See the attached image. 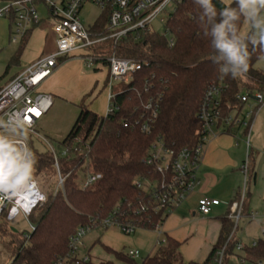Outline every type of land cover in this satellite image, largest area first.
<instances>
[{"label":"trees","instance_id":"1","mask_svg":"<svg viewBox=\"0 0 264 264\" xmlns=\"http://www.w3.org/2000/svg\"><path fill=\"white\" fill-rule=\"evenodd\" d=\"M213 3L218 11L228 4L223 0H213ZM200 11L194 0L181 2L167 24L175 41L172 47L168 38L156 33H149L140 42L129 39L117 46L109 45L117 56L146 61L147 65L130 82L114 85V104L118 109L112 115H98L86 105L80 106L72 129L61 143L65 150L61 157L57 156L59 170L54 152L39 153L33 148V142L29 143L37 161L33 178L44 188L49 187L50 178H56V183L46 192V202L30 214L29 222L34 226L31 232H13L12 224L2 214L0 224L7 225L8 230L0 227V234L11 240L12 264H71L72 260L68 259L71 237L81 227L101 228V220L116 210L120 222L131 224L136 230H155L167 216L163 212L156 214L151 192L135 184L147 177L153 180L160 177L143 162L152 145L161 139L179 150L198 143L201 130L198 113L210 85L227 86L222 96L226 113L227 104L245 108L238 100L239 95L255 91L264 94V72L255 68L264 52L257 48L252 54L244 77L221 78L217 65L209 58L212 55L210 40L203 37L198 24ZM101 19L99 29L106 22L104 16ZM243 23L242 20L240 31ZM32 30L22 38L4 76L19 64ZM159 96L162 99L158 103V115L151 124V131L143 133L141 125L145 119L142 116L146 119L151 116L145 107L150 99L156 100ZM85 172L101 175L87 190L79 184ZM59 173L64 183L62 189L56 190ZM221 224L218 241L203 263L185 262L179 253L182 243L167 236L165 243L159 244L157 253L148 255L141 264H210L232 231L233 224L227 217L222 218ZM249 251L264 260V240H259ZM114 254L125 264H136L128 254ZM89 264L96 263L90 261Z\"/></svg>","mask_w":264,"mask_h":264},{"label":"built area","instance_id":"2","mask_svg":"<svg viewBox=\"0 0 264 264\" xmlns=\"http://www.w3.org/2000/svg\"><path fill=\"white\" fill-rule=\"evenodd\" d=\"M184 0H5L0 4V18H8L14 24L12 42L18 43L33 28L39 26L44 18L40 16L38 7L44 5L47 11L46 20L51 22V29L56 35V49L53 53L38 59L33 65L23 71L8 85L0 90V119H7L13 115L16 119L26 120L29 134L36 135L46 142L43 134L36 130V125L52 109L51 95L39 92L42 84L54 73L59 64L69 58H77L89 70L108 71L107 88L109 89L108 109L106 117L112 115L118 107L114 104V85L128 83L132 77L147 65L146 61H136L119 57L111 51L109 46L132 39L135 42L144 40L149 33L158 34L153 23L159 22L164 27V34L169 45L174 46V39L168 29V21L178 6ZM88 5L97 6L106 19L104 27H100L102 16L90 27L86 28L81 22V12ZM160 35V34H159ZM227 86L210 85L202 98L198 120L201 124L198 143L194 147L174 149L163 140L158 139L151 147L143 162L159 174V179L144 178L135 184L138 188L150 191L156 214L163 212L168 216L182 205L196 191L201 184L199 170L203 162L204 148L207 143L222 133H229L233 129L250 130L253 116L264 106L263 92L255 91L251 94L238 96L245 105H253L250 109H240L238 104H227L224 111L222 96ZM159 96L150 99L145 110L150 112V118L142 116L143 133L151 131V124L159 112ZM30 109L38 110L36 115ZM27 117V118H26ZM249 150V134L246 137ZM29 148V142L26 141ZM56 167L59 170L57 155ZM244 184L237 199L222 201L218 199L202 198L198 202V211L203 216H209L214 207L225 205L228 209L226 217L232 222V231L225 243L216 252L210 264H264V260L256 258L249 249L257 246L258 241L244 245L238 233L240 222L249 218L256 220L257 213L247 216L244 206L247 198V184L249 179V157L242 166ZM100 174L82 173L79 178L80 187L87 190L97 180ZM64 178L58 174L56 190L62 189ZM47 194L39 186L38 181L32 180L19 191L0 192V218L5 214L10 224L29 216L34 209L45 203ZM247 216V217H246ZM30 223V222H29ZM102 229L118 228L122 233L133 234L136 228L131 224L119 221L117 210L99 223ZM31 230L34 226L30 223ZM95 226V225H94ZM94 226L81 227L71 237L68 259L71 264H89L90 256H79L86 235ZM162 224H157L155 230L161 233ZM264 234V229L262 230ZM165 240L158 244H164ZM135 259L140 256L138 250H131L128 254Z\"/></svg>","mask_w":264,"mask_h":264},{"label":"crops","instance_id":"3","mask_svg":"<svg viewBox=\"0 0 264 264\" xmlns=\"http://www.w3.org/2000/svg\"><path fill=\"white\" fill-rule=\"evenodd\" d=\"M4 1H0V4ZM13 32V22L8 18H0V79L5 75L8 65L17 52V44L22 40L13 43ZM53 36L56 38L51 29L50 21L45 19L39 26L35 27L29 36L27 45L30 40L35 38L37 53L33 58H28L23 51L19 64L11 68L9 73L0 81V88L8 85L41 57L53 53L56 49V39ZM83 67H85L83 62L77 58H69L61 62L54 73L39 88V92L52 96L53 107L56 104L57 106H81L83 104L81 103L82 99L88 93L92 94L96 89L91 97L92 99L98 91L104 88L107 95V112L109 98V89L107 88L108 71L104 69L89 72L84 70ZM84 105L88 107V104L84 103ZM251 106L253 105H246L244 109L248 110ZM88 108L94 112L90 107ZM106 112L102 115L105 116ZM49 113L46 115L47 117ZM248 134L249 150L246 144ZM247 156L249 157V179L244 212L247 216L257 213L259 218L251 220L246 216L245 219L248 220V223L244 230L253 225L257 233H250L248 235L249 239H253L254 242L264 240V234L262 233L264 229L263 106L253 116L249 131L236 128L229 133L218 135L207 143L199 170L201 184L187 201L180 205L181 207L179 206L180 209L169 214L162 223L161 233H164L165 237L169 236L182 243L179 251L185 249V258L182 256L185 262L203 263L207 259L213 246L218 241L222 218L226 217H213L212 213L209 216H203L198 211L199 200L202 198L222 201L237 199L244 184L242 166ZM225 208V211L228 212L227 207ZM134 233V235H126L118 229H107L94 233L89 239L88 249H86L85 240L83 241L81 249H83L84 254L82 255L80 249L79 256L82 257L87 254L90 256L91 261L96 264L109 261L115 264L120 260L117 259L114 252L129 254L132 249L128 251L126 248L135 241L142 242L143 247L151 253L154 250L153 239L150 241L148 235L142 231H135ZM192 246L194 250H191Z\"/></svg>","mask_w":264,"mask_h":264},{"label":"clouds","instance_id":"4","mask_svg":"<svg viewBox=\"0 0 264 264\" xmlns=\"http://www.w3.org/2000/svg\"><path fill=\"white\" fill-rule=\"evenodd\" d=\"M194 2L201 9L198 24L210 40L209 58L220 77H244L252 54L257 48L264 52V0H231L219 11L213 0ZM242 20L249 26L246 33L240 31ZM28 134L26 120L13 115L0 119V192L22 190L32 180L37 161L26 145Z\"/></svg>","mask_w":264,"mask_h":264},{"label":"rangeland","instance_id":"5","mask_svg":"<svg viewBox=\"0 0 264 264\" xmlns=\"http://www.w3.org/2000/svg\"><path fill=\"white\" fill-rule=\"evenodd\" d=\"M226 3H230L231 0H223ZM40 16L44 19L47 17V11L44 5H41L38 7ZM102 11L94 5H88L86 8L81 12L80 19L81 22L86 28L92 26L101 16ZM154 30L160 34H164V27L162 24H160L158 21L153 23ZM249 30V26L244 22L243 27L241 29L242 33H246ZM35 32V31H34ZM37 32V31H36ZM35 32V33H36ZM34 33V34H35ZM54 37V36H53ZM55 38V37H54ZM56 39V38H55ZM54 39V40H55ZM19 42L17 44V48L20 46ZM14 47V46H13ZM37 53L35 38L34 40H30L28 45H26L24 49V55L28 58H33L34 55ZM255 68L261 72H264V57L259 60L255 66ZM86 71H93V70H87L85 67H83ZM96 89L94 90V92ZM94 92L88 93L81 101V103L88 104V107H90L96 114L102 115L106 112L107 107V95H106V89H101L98 91V93L91 99V97L94 95ZM92 100V101H91ZM90 102V103H89ZM80 112V105H69V106H57V104L51 109V112L49 113L48 117L45 116L38 124L36 125V130L39 131L41 134H43L44 138L46 139V142L39 138L36 135H30L28 134V142H33V148L38 151L39 153H45L47 151L54 152L57 156L61 157L62 153L64 152V147L61 145L62 141L66 138L70 130L72 129L78 115ZM56 178H50L49 179V187H42L41 182L38 181L39 186L42 188L43 191L47 192L48 190H51V187L55 185ZM48 184V182H47ZM51 186V187H50ZM181 207V206H180ZM178 207L174 211H178L180 209ZM226 206H220L217 208L212 209V215L213 217H220V216H226L227 211ZM173 211V212H174ZM172 212V213H173ZM170 213V214H172ZM248 220L243 219L240 222V230L239 234L237 235L238 238L241 239L242 243L244 245H250L254 241L253 239H249L248 235L250 233L256 234L257 231L255 230V227L253 225L247 227V230H244V228L247 226ZM19 234H27L31 232V226L29 221H27L24 218L18 219L13 225H12ZM0 227H3L4 229L8 230V226L5 224H0ZM109 229H118V228H109ZM105 229L102 228H95L91 232H89L85 237V245L86 249L89 248V239L94 235V233L102 232ZM119 230V229H118ZM145 232L146 235H148V239L151 241L153 239V251L150 253L147 249H145L142 245V242H134L133 244H129L126 248L129 250H139L140 256L138 258H135L136 264H141L149 254H156L159 250L158 243L165 240L164 233H159L157 230H137ZM9 233V232H8ZM249 233V234H248ZM133 233L132 235H134ZM12 245L11 240L8 236H4L2 233L0 234V264H12L13 258L11 253ZM191 250H194V247H191ZM82 255L84 254L83 249H81ZM127 251V252H128ZM180 256L185 258V249L181 250ZM182 257V259H183ZM115 264H125V262L117 261Z\"/></svg>","mask_w":264,"mask_h":264},{"label":"snow or ice","instance_id":"6","mask_svg":"<svg viewBox=\"0 0 264 264\" xmlns=\"http://www.w3.org/2000/svg\"><path fill=\"white\" fill-rule=\"evenodd\" d=\"M29 111L32 112V113H34V114H36V115L39 114L38 110H36V109H30ZM26 118H27V117H26Z\"/></svg>","mask_w":264,"mask_h":264},{"label":"water","instance_id":"7","mask_svg":"<svg viewBox=\"0 0 264 264\" xmlns=\"http://www.w3.org/2000/svg\"><path fill=\"white\" fill-rule=\"evenodd\" d=\"M12 230H13V232H15V233L18 232L14 227H12Z\"/></svg>","mask_w":264,"mask_h":264}]
</instances>
